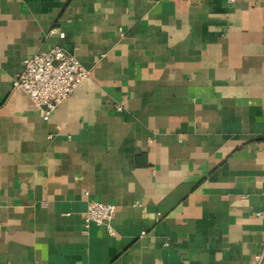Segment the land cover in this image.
<instances>
[{
  "label": "crops",
  "instance_id": "crops-1",
  "mask_svg": "<svg viewBox=\"0 0 264 264\" xmlns=\"http://www.w3.org/2000/svg\"><path fill=\"white\" fill-rule=\"evenodd\" d=\"M54 45L88 77L45 116L12 81ZM263 242L264 0H0V264H254Z\"/></svg>",
  "mask_w": 264,
  "mask_h": 264
},
{
  "label": "built area",
  "instance_id": "built-area-1",
  "mask_svg": "<svg viewBox=\"0 0 264 264\" xmlns=\"http://www.w3.org/2000/svg\"><path fill=\"white\" fill-rule=\"evenodd\" d=\"M87 77L88 71L73 54L54 45L25 58L12 87L22 90L48 116ZM114 210L113 204L91 200L84 214L85 223L108 224ZM254 264H264V242L254 256Z\"/></svg>",
  "mask_w": 264,
  "mask_h": 264
}]
</instances>
